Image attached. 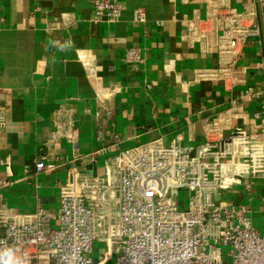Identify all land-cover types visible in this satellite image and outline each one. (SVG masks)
Segmentation results:
<instances>
[{"label":"crops","instance_id":"crops-1","mask_svg":"<svg viewBox=\"0 0 264 264\" xmlns=\"http://www.w3.org/2000/svg\"><path fill=\"white\" fill-rule=\"evenodd\" d=\"M95 0H0V207L31 214L39 206L57 213L61 186L73 169L105 176L120 151L162 137L205 142L204 127L237 100L231 127L264 134V6L227 0L242 10L255 4L261 35L243 47L238 79L226 89L195 82V70L218 64L188 35L195 13L205 18L209 0H116V22L95 20ZM142 9L146 21H135ZM141 49L142 61L125 60ZM252 88L259 96L244 101ZM261 112L259 117L256 113ZM230 131L227 130L226 134ZM225 134V135H226ZM45 155L56 169L35 173ZM242 179L224 199L250 209L264 229V179L249 189Z\"/></svg>","mask_w":264,"mask_h":264},{"label":"built area","instance_id":"built-area-1","mask_svg":"<svg viewBox=\"0 0 264 264\" xmlns=\"http://www.w3.org/2000/svg\"><path fill=\"white\" fill-rule=\"evenodd\" d=\"M94 9L96 21L116 22L124 5L95 0ZM135 21H146L142 9ZM187 29L218 58L216 66L195 70L193 80L217 81L226 89L239 81L244 45L261 35L257 6L237 10L227 0H209L206 17L195 13ZM125 60L142 61L141 49H129ZM259 94L248 88L241 99ZM231 104L206 121L200 145L160 137L120 151L104 177L73 169L61 186L57 213L42 206L31 214L0 207V264H264V229L253 224L247 206L224 199L242 179H252L249 189L264 179V134L257 127L233 129L241 112L236 98ZM46 160L43 155L36 163V174L56 169ZM8 183L0 180V187ZM97 243L104 245L98 259Z\"/></svg>","mask_w":264,"mask_h":264},{"label":"rangeland","instance_id":"rangeland-1","mask_svg":"<svg viewBox=\"0 0 264 264\" xmlns=\"http://www.w3.org/2000/svg\"><path fill=\"white\" fill-rule=\"evenodd\" d=\"M103 249H104V245H102V244H96L95 245V252H94V258H97L98 259V257H99V255L101 254V252L103 251ZM112 262H109L108 264H111Z\"/></svg>","mask_w":264,"mask_h":264},{"label":"clouds","instance_id":"clouds-1","mask_svg":"<svg viewBox=\"0 0 264 264\" xmlns=\"http://www.w3.org/2000/svg\"><path fill=\"white\" fill-rule=\"evenodd\" d=\"M4 264H13V261L11 259L4 262Z\"/></svg>","mask_w":264,"mask_h":264},{"label":"water","instance_id":"water-1","mask_svg":"<svg viewBox=\"0 0 264 264\" xmlns=\"http://www.w3.org/2000/svg\"><path fill=\"white\" fill-rule=\"evenodd\" d=\"M249 175L247 174L246 177H248Z\"/></svg>","mask_w":264,"mask_h":264}]
</instances>
